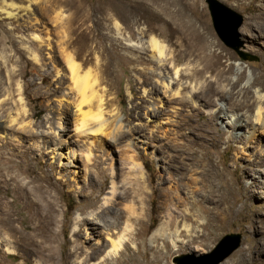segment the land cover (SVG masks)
Returning a JSON list of instances; mask_svg holds the SVG:
<instances>
[{"label": "bare ground", "instance_id": "obj_1", "mask_svg": "<svg viewBox=\"0 0 264 264\" xmlns=\"http://www.w3.org/2000/svg\"><path fill=\"white\" fill-rule=\"evenodd\" d=\"M171 1L173 0H147L144 9H141L146 17L157 18L156 15H159L158 18L162 20V26L160 25L159 28L147 24L138 28L136 38L132 35L124 37L123 27L116 20L113 39L126 41V48L138 53L134 57L130 56L131 58H125V55L117 56L122 67L129 62L134 63L133 69L143 99L146 96L150 97L146 105H143L142 101L134 107L140 108L137 114L143 116L144 122L141 125H149L153 137L156 136L155 131L165 135V138L173 134L178 143L176 156L181 165L176 168L170 166L169 176L162 178L161 204L167 209L170 205H183L181 216L186 221L191 220V224L184 222L182 227L189 231L194 223L200 226L201 242L208 247L233 222V216L239 210L240 202L241 208H244L245 205L250 204L251 198L262 197L264 192V93H262L264 83L260 81L257 72L253 71L249 73L248 78L252 81L241 85V82L247 79V74L241 67L236 73V80L230 79L228 73L232 71L231 68H222L219 58L231 59L233 55L229 52L224 53L225 49L216 41L208 24L185 20L184 10H172ZM234 1L242 3L244 0ZM252 1L249 0V3ZM258 1L256 14L243 26V31L248 36L246 40L251 43L264 38V0ZM155 5L160 11H156ZM46 10L49 12L47 8L43 9ZM2 11L7 18H16L21 16L22 12L19 6H12L11 10L4 8ZM88 14V10L82 13L77 11L72 15L76 21L72 17L67 20L66 32L61 31L63 39L58 42V52L72 80V85L68 89L78 96L75 101L78 118L74 130L90 137H96L101 133L111 139L98 138L93 141L95 138H91L85 156L87 161H92L93 143L112 159L111 146H116L119 137L131 128L118 120L113 126L106 125L103 94L99 95L95 89L100 82L97 67L94 68L93 63L94 58L100 56L93 54L92 50L85 54L84 49L83 51L80 49L88 45L87 42L90 40L91 31L88 27H83ZM94 35L101 40L105 34ZM35 38L39 39L37 35ZM41 40L38 47H41L43 39ZM46 41L47 47L53 49L55 45L51 46V41ZM46 41L44 40V43ZM170 42L175 44V47H171ZM72 46L75 48L74 51L70 49ZM216 46L218 49H215ZM92 47L97 48L95 52L104 48L101 41L96 42ZM110 50L112 54H116L114 49ZM103 51L106 49L104 48ZM33 58L37 60V54H34ZM102 63L104 64H98L100 72H109V63ZM63 79V75L57 78V85L55 89L51 88L53 90L50 94L67 93L66 90H62ZM255 85L258 86V90L252 89ZM7 95L6 92L0 91V139L6 144L16 141L18 146L22 140L14 136L12 131L19 130L30 138L32 148L39 155H43L52 144L49 134L51 132L57 134L58 130L64 132L60 118L56 122V129L52 130V126L47 124L44 129L36 130L31 120L21 121L12 112L4 114L3 103H7ZM116 99L117 97L114 101H117ZM83 105L87 106L86 110L83 109ZM22 107L24 113H27L24 104ZM196 107H202L209 112L206 118L208 128H202L192 122L193 116L187 110L191 111ZM218 123L221 126L226 125V128H220ZM173 124L176 125L175 129L168 126ZM185 129L189 130V135L184 133ZM58 135L60 138L58 146L53 150L61 149L65 145V137H61L60 133ZM208 140L213 141L212 144L209 145ZM233 141L238 144L235 148V167L238 162H243L241 166L243 177L251 180L250 184L242 187L243 192H238L232 187V183H229L232 179L226 177L230 169L220 165L219 160H216L217 155L222 152L219 143L225 142L226 147H229ZM70 151V157H73L75 150ZM16 157L13 148L6 163L11 167H17L18 176L21 174L28 180L19 182L18 176L12 177L16 182L11 193L12 199H8V192L4 197L0 196V247L5 248L0 262L13 263H8L6 259L15 252L13 242L17 241L36 257L35 264H59L56 254L59 246L57 226L60 218L57 197L52 194L51 176L41 172L33 173V170L28 168L29 157L25 151L20 152L19 161ZM128 159L139 175L136 195V202L139 205L116 210L112 198L124 194L117 192V182L113 176L111 190L104 203L99 207L87 204L72 218L69 239L71 246L65 256L60 257L61 264H151L157 260L156 256L147 260L139 259L142 245L137 242L140 236L136 229L138 217L136 215L144 210V194L150 181L145 176L144 163L138 161L132 154L128 155ZM190 172L195 173L190 174ZM188 186H192L199 196L186 193L185 189ZM20 203H24L23 208ZM25 208L27 210L23 211ZM169 214L170 219L164 227L159 226L153 233V240L165 237L166 230L174 225L173 211ZM258 219L260 222H257L253 215L245 232L252 237L254 250L264 253V217L258 215ZM83 228L86 234L88 229H91L99 236L90 250L85 248L86 240L79 241ZM176 231L178 232V229ZM127 243L134 244L136 250L123 255L121 251L126 248ZM168 245L165 242L163 247L166 248ZM245 251V248L239 250L226 264H248L250 258ZM23 264H27V261L25 260Z\"/></svg>", "mask_w": 264, "mask_h": 264}, {"label": "rangeland", "instance_id": "obj_2", "mask_svg": "<svg viewBox=\"0 0 264 264\" xmlns=\"http://www.w3.org/2000/svg\"><path fill=\"white\" fill-rule=\"evenodd\" d=\"M217 1L230 8L235 14L234 16L237 15L234 19L237 18L235 20L238 23L234 22V29L229 26V23H226L229 30L227 38L230 44L224 42L215 30L207 0H173L170 8L172 10H184L186 15L184 19L187 21L191 20L209 25L214 38L225 49L224 53L229 52L233 55L231 59L227 57L219 58L222 68H231L232 71L228 73L230 79L236 80V73L241 67L247 74V79H244L241 85L252 81L248 78L249 73L253 71L257 72L260 81L264 83V38L262 37L259 41L251 43L246 40L248 36L243 31L244 24L249 22L251 17L256 14L259 1L253 0L252 3H249V0H244L242 3L234 0ZM146 2L147 0H0V91L8 94L7 103H3V112L4 114L12 112L21 121L31 120L36 130L44 129L47 124L52 126V130L56 129V122L60 118L61 128L64 129V132L58 130L57 134L53 132L49 134L52 144L45 150L43 155H39L32 148L30 138L19 130L12 131L14 136L20 137V140H22V143L18 146L16 141L6 144L0 139V196L4 197L8 192V199H12L11 193L16 185L12 177H17L19 174L17 167H11L10 164L6 163L9 152L13 148H15L16 160L18 161L20 152H26L29 157L27 165L29 169L33 170V173L50 174V179L53 181L52 194L57 197L60 218L57 226L59 232V244L57 243V245L59 246L56 258L57 262L61 264L60 257L65 256L66 251L71 246L69 239L71 238L72 218L87 204L99 207L104 203V199L111 190L113 176H115L117 182V192L124 194L112 198L116 210H125L127 206L139 205L136 202L139 175L128 159V155L132 154L138 161L144 163L145 176L150 181L144 194V210L136 215L138 216L136 229L139 231L140 236L137 242L142 245L139 253L140 260L151 259L153 256H156L157 260L151 264H179L180 260L185 264H194L192 259L212 260L213 258H210L211 254L221 240L225 236L237 235V247L216 264H226L231 257L244 248L246 249L245 254L250 258L248 264H264V253L254 250L251 243L252 237L245 232L253 215L257 222H260L258 215L264 217V192L262 197L251 198L250 204L245 205L244 208H241L242 203L240 202L239 210L233 216V222L208 247H205L201 242L199 234L202 231L200 226L194 223L189 231L182 227L184 222L191 224V220L186 221L181 216V211L184 209L183 205H170L169 208L171 206L172 208L167 209L161 204L160 186L162 178L169 176L170 166L176 168L181 165L176 156L178 143L173 134L169 138H165V135L155 131L156 136L153 137V132L149 130L150 126L141 125L144 119L142 115L137 114L140 112V108L134 107L142 101V104L146 105L150 97L146 96L143 99L133 69L134 63L129 62L125 67H122L117 56L125 55V58H131L130 56L134 57L138 53L128 50L125 44L126 41L113 39L115 37L114 22L116 20L123 27L124 37L132 35L133 38H136L138 28L147 24L156 28L162 26V20L158 18L159 15H156L157 18H153L142 14ZM12 6L21 8V16L16 18L4 17L2 9L11 10ZM25 6H28V8ZM155 7L157 8L156 11H160L157 5ZM44 8H47L49 12L47 10L43 11ZM84 10H88L89 14L83 27H88L91 33H89L88 45L80 49L82 51L84 49L85 54L92 50L94 51L93 54L96 53L100 56L97 59L94 58L93 66L94 68L97 67L99 75L100 85L95 89H97L99 95L103 94V110H105L104 116L107 118L106 125L110 127L121 121L131 128L119 137L116 146H111L112 159L109 158V155L102 153L97 145L94 146L95 143H93L92 161H87L85 153L91 138H95L93 141L98 138L111 139L101 133L96 137H90L74 130L78 118L75 107L78 96L68 89L72 85V80L69 70L60 59L58 52V42L63 39L62 33L67 30V20L77 11L82 13ZM96 33L105 35L99 40L94 35ZM36 35L39 39L35 38ZM41 38L43 42L40 44L41 47H38L39 42L42 41ZM44 40H50L51 46L55 45L53 49L47 47V41L44 43ZM100 41L106 51H103V48L102 51H99L100 53L95 52L97 48L92 47V45ZM170 46L175 47V44L171 43ZM111 48L115 50L116 54H112ZM70 49L75 50L73 46ZM215 49H218L217 46ZM216 51L219 52V50ZM34 54H37V60L33 58ZM102 62L109 63V72H100L98 64H104ZM57 71L59 72L57 73ZM62 75L64 76L62 90H66L67 93L63 95L60 93L50 94V91L55 89L57 85V78ZM4 87L5 89H2ZM253 87L254 90L259 89L257 85ZM115 97H117V101H114ZM22 104L28 110L27 113H24ZM82 107L84 110L87 109L86 105ZM189 110H187L188 113L193 116L192 122L199 124L202 128L209 127L206 121L209 114L207 110L202 107ZM218 125L220 128H226V125L221 126L219 123ZM168 126L173 129L176 127L175 124ZM58 133L62 134L61 137H65L64 139L67 141L65 140V145L61 149L53 150L58 146L57 143L60 139ZM184 133L189 135V130L185 129ZM212 142L208 140L209 145ZM219 145L222 152L217 155L216 160H219L220 165L230 169L227 171L226 177L232 179L229 181V183H232V187L238 192H243L242 187L250 184L251 180L243 177L241 168L243 162H238L235 167V148L238 144L233 141L229 147H226L227 143L225 142H221ZM71 149L75 150L73 157H70ZM18 179L19 182H27L28 180L24 179L21 174ZM29 186H32V184H29ZM185 191L188 194L194 193L199 196V193L195 192L192 186L186 187ZM20 206L23 208L24 203H20ZM26 210V208L23 209V211ZM87 210L90 209L87 208ZM172 211L175 216L172 229L168 228L166 230L165 237H158L153 240V233L159 226L163 225L164 227L170 219L169 213ZM193 218L195 219V217ZM98 237L91 229H88V234H86L83 228L79 241L84 242L86 240L84 243L85 248L90 250ZM165 242L169 244L166 248L163 247ZM228 246H230L229 242L225 243L222 248L225 249ZM13 248L15 252L6 259L8 263L23 264L26 260L27 264H35L36 257L22 243L14 241ZM135 250L136 246L134 244L127 243L126 248H123L121 253L124 255ZM4 253L5 248L0 247V257H3ZM178 258L181 259L178 260Z\"/></svg>", "mask_w": 264, "mask_h": 264}, {"label": "water", "instance_id": "obj_3", "mask_svg": "<svg viewBox=\"0 0 264 264\" xmlns=\"http://www.w3.org/2000/svg\"><path fill=\"white\" fill-rule=\"evenodd\" d=\"M208 3V8L211 14V18H212V22L213 25L217 31V33L219 34V36L221 37V39L226 42L227 44H230L229 40H228V34H229V30L227 28L226 23H229V26L232 27V29H234V22L236 23L237 18L234 19L235 14L233 13V11L224 6L223 4H221L220 2H218L217 0H207ZM238 23V22H237ZM232 239V240H230ZM229 242L230 246L226 247L225 249L221 250L220 248L223 247V245L225 243ZM238 244V236L237 235H231V236H225L220 244L217 246V248L214 250V252L211 254L210 258H213L212 260H207L204 261L203 259L199 260V259H192L194 264H216L218 263L221 259H223L225 256H227L233 249H235L237 247ZM181 258H178V260H180ZM179 264H183L184 262H182L180 260V262H178ZM185 264V263H184Z\"/></svg>", "mask_w": 264, "mask_h": 264}]
</instances>
